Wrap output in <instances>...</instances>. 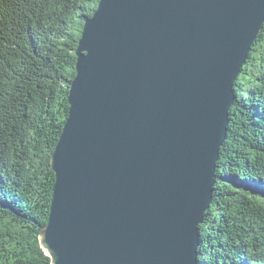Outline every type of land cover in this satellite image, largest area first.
<instances>
[{"label":"water","instance_id":"1","mask_svg":"<svg viewBox=\"0 0 264 264\" xmlns=\"http://www.w3.org/2000/svg\"><path fill=\"white\" fill-rule=\"evenodd\" d=\"M264 0H100L85 21L40 242L51 264H199Z\"/></svg>","mask_w":264,"mask_h":264},{"label":"trees","instance_id":"2","mask_svg":"<svg viewBox=\"0 0 264 264\" xmlns=\"http://www.w3.org/2000/svg\"><path fill=\"white\" fill-rule=\"evenodd\" d=\"M100 0H0V264H51L40 242L76 50ZM199 264H264V27L235 82Z\"/></svg>","mask_w":264,"mask_h":264}]
</instances>
